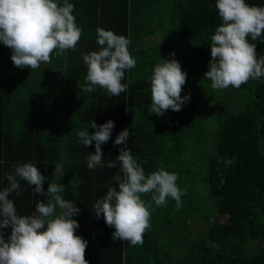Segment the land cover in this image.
Wrapping results in <instances>:
<instances>
[{
	"label": "trees",
	"instance_id": "1",
	"mask_svg": "<svg viewBox=\"0 0 264 264\" xmlns=\"http://www.w3.org/2000/svg\"><path fill=\"white\" fill-rule=\"evenodd\" d=\"M68 2L74 5L73 15L85 41L78 42L76 51L69 49L65 52L68 69L65 89L62 87L61 91V111L56 117L48 118L49 105H43L42 109L47 112L45 115L41 113L37 94L24 93L18 87L16 96L13 95L9 84L11 76L8 73L0 78V190L8 186L6 175L14 173L13 164L31 161L47 177L43 183L45 190L51 180L63 184L64 191L61 194L65 199L74 200L80 209L79 215L73 219L79 223L76 235L88 242L85 249L88 264H157V241L148 239L151 228L143 234L142 244L133 246L123 240L112 241L114 228L105 224L103 215L96 218L93 205L106 194L109 186L118 188L112 177L119 171L116 156L120 146L114 145L113 141L122 129L127 128L129 133L126 146L148 175L150 168H168L165 162L180 138L179 134H167L169 125L171 122L174 125L184 121L177 117L172 120L170 116L168 122L165 113L160 117L151 113L150 78L155 65L160 62L157 53L145 58L140 67L136 65L125 71L122 83L128 87L120 96L110 97L102 88L91 93L81 91L87 73L82 55L100 48L97 43V27L128 38L131 41L129 52H135L131 54L132 57H139L147 51V47L131 50L138 44L139 37H134L140 31L132 23L136 0ZM171 2L177 12L175 26L180 38L189 43L194 56L208 67L211 36L222 23L215 7L216 0ZM245 2L264 7V0ZM248 39L255 44L257 57L264 55V42L251 41L250 37ZM63 56L60 55V59ZM135 68L140 71L144 68L150 75L135 76ZM17 82L20 83V79ZM187 85L188 79L182 89ZM224 92L234 97L235 104L233 110H229L220 102V108L216 109L215 117L220 119L214 133V145L210 147L213 151H208L201 164L206 206L211 205L216 215L212 219L204 215L202 238L197 245L190 244L191 261L184 259V264H264V77L254 87L249 82L238 89L229 86ZM56 96L52 92V103ZM232 104L233 100L229 107ZM139 116H143L144 121ZM157 118H160V125ZM109 119L115 127L109 141L101 146L105 166L89 170L86 158L89 152L95 151V142L86 148L80 138L74 135L85 128H89V133L94 132L95 129L90 127L92 120L99 125ZM52 120L59 124L58 129L51 128ZM68 133L72 137L67 141ZM10 143L12 149L8 147ZM227 160H233V163H225ZM109 161H116V167L108 168ZM61 162L67 164L71 182L65 174L64 181L61 175L53 177L55 165ZM20 183V195L12 193L9 199L14 201L19 215H30L35 210L36 200H45L46 197H34L31 187L25 181ZM223 215L225 217L221 218ZM149 223L152 227L153 222ZM9 231L4 230L5 238L10 234ZM163 251L167 254V248ZM146 252L148 255L142 254ZM151 256L153 261L148 262L147 258Z\"/></svg>",
	"mask_w": 264,
	"mask_h": 264
},
{
	"label": "clouds",
	"instance_id": "2",
	"mask_svg": "<svg viewBox=\"0 0 264 264\" xmlns=\"http://www.w3.org/2000/svg\"><path fill=\"white\" fill-rule=\"evenodd\" d=\"M215 7L222 23L211 36V58L203 78L211 81L213 89L223 90L229 86L238 89L250 79L264 77V55L257 57L256 46L248 39L264 42V7L245 0H216ZM73 9L68 0L62 4L57 0H0V42L11 50L13 64L22 69H41L42 64L51 63L54 50H58V56L69 49L76 51L82 30ZM96 33L99 50L82 55L87 73L81 91L91 93L102 88L110 97L120 96L128 87L122 83L125 71L137 63L128 49L131 41L101 27ZM169 55L174 57L175 52ZM186 75L178 60L161 58L150 78L151 113L162 116L169 109L181 110L190 100V93L181 96ZM90 127L95 131L89 133L85 128L77 135L86 148L95 142V151L86 158L88 169L94 171L105 166L101 146L109 141L115 125L111 119L99 125L92 120ZM128 138L126 128L113 141L120 146L116 156L119 171L112 177L118 188L109 186L93 207L96 218L103 215L105 224L114 228L112 241L123 240L134 246L143 243V234L150 227L152 202L161 206L172 198L179 208L184 193L177 186L175 173L159 168L146 175L126 146ZM116 161H109L107 167L115 168ZM12 167L14 173L6 175L8 186L0 190V264H88V242L76 235L79 223L73 219L80 209L74 200L61 194L64 185L51 180L45 190L47 177L31 161ZM62 172V166L56 164L53 177ZM21 181L31 187L34 197H46L36 200L30 215H19L9 199L12 193L20 195ZM149 193L151 201L146 202L141 197ZM5 229L10 230L7 238Z\"/></svg>",
	"mask_w": 264,
	"mask_h": 264
},
{
	"label": "rangeland",
	"instance_id": "3",
	"mask_svg": "<svg viewBox=\"0 0 264 264\" xmlns=\"http://www.w3.org/2000/svg\"><path fill=\"white\" fill-rule=\"evenodd\" d=\"M57 2L61 3L62 0H57ZM135 6L136 11L132 17V23L140 31H138V35L135 33L134 37V39L139 37L138 44L131 50L147 47V51L142 52L139 57L138 55L133 56L137 62L136 65L140 67L145 58L148 59L152 53H157L160 62L161 58L178 60L182 71L187 74L186 79H188V85L182 89L181 96L190 93V100L182 105L178 112L170 109L165 111L168 122L170 116L173 118L172 120L177 117L184 121L183 123L176 122L174 125L171 122L169 128L167 121L165 123V129L168 128L167 134L180 135L174 144L173 152L165 162L168 165L165 170L178 176L177 186L184 193L181 197L182 206L177 208L176 202L172 201V198H168L167 203L161 206H156L152 202L154 211L150 209V221L153 224L152 227H149L151 234L148 238L149 241H157V247H155L157 249L155 256L157 264H184V259L191 261L189 251L192 245L190 246V244L197 245L202 238L201 232L205 229L204 215H209L211 219L216 215L211 205L206 206L205 191H203L201 183L203 176L201 164L208 151H213L210 147L214 145V133L220 119L215 117L216 109L220 108L221 102L223 106L233 110L235 99L231 95H229L230 97L225 95V89H213L211 81L203 78L208 67L194 56L189 43L180 38L175 26L177 12L173 8L171 0H136ZM131 27L133 30L134 26ZM150 46L152 47L150 48ZM173 51L175 56L171 57L169 54ZM132 53L135 52L132 51L130 54ZM145 53H147L146 57ZM59 67V56L55 52L51 54V63L42 64L41 69L19 68L11 60V50L0 42V78L3 73L4 75L8 73L11 76L9 84L12 86V94L15 96L18 87L24 90V93L37 94L38 109L42 111L43 115L47 112L46 109H42L43 105L50 107L48 118H54L59 113L58 99L55 98L53 103L50 99L52 92L58 93L59 91L55 80ZM134 75L146 77L150 74L144 68L141 71L135 68ZM17 79H20L21 82H17ZM258 81L259 79L249 80L252 87ZM231 98L233 104L232 107H229L232 103ZM139 119L144 121L143 116H139ZM185 122L186 124L182 125ZM157 123L160 125V118H157ZM51 128H59L56 120H52ZM178 128H181L180 131ZM47 135H49V131ZM76 136L78 135L75 134L74 137ZM71 137L72 135L69 133L66 134L67 141ZM158 163L161 164L160 160ZM159 168L164 167H154L150 170L156 171ZM150 170L149 172L152 173L153 171ZM68 171L67 169L64 173L71 182ZM141 198L146 202L151 201V193L143 194ZM224 217V215L221 216V218ZM166 248L167 254L163 251ZM142 254L148 255V252ZM147 260L152 262L153 257L151 256Z\"/></svg>",
	"mask_w": 264,
	"mask_h": 264
},
{
	"label": "crops",
	"instance_id": "4",
	"mask_svg": "<svg viewBox=\"0 0 264 264\" xmlns=\"http://www.w3.org/2000/svg\"><path fill=\"white\" fill-rule=\"evenodd\" d=\"M63 3V0H62V2H61V4ZM85 40H84V37L82 38V36H81V38H80V40L78 41L79 43L80 42H84ZM78 44V43H77ZM87 44V43H86ZM85 44V45H86ZM67 51V50H66ZM65 51V52H66ZM63 58V59H62ZM61 59H60V56H59V63H60V67H59V72H58V75H57V77L55 78V80L57 81V85H58V89H59V91H58V93H56L57 94V96H56V98L58 99V104L61 106V91H62V87H64V89H65V74H66V72H67V69H68V67H67V61H68V59H67V55H66V53H64V56L62 57ZM3 75H4V73H3ZM61 110H60V108H59V112H60ZM0 133H2V132H0ZM9 148H11L12 149V146H11V143L9 144V146H8ZM61 166H62V169H63V172H62V174H61V179H62V181H64V177H65V171L67 170V164L66 163H64V162H61V164H60Z\"/></svg>",
	"mask_w": 264,
	"mask_h": 264
}]
</instances>
